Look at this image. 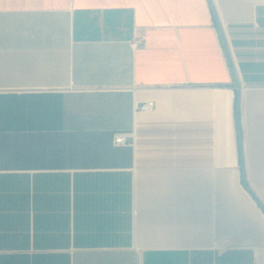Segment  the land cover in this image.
Returning <instances> with one entry per match:
<instances>
[{"label":"crops","instance_id":"1","mask_svg":"<svg viewBox=\"0 0 264 264\" xmlns=\"http://www.w3.org/2000/svg\"><path fill=\"white\" fill-rule=\"evenodd\" d=\"M0 264H264V0H0Z\"/></svg>","mask_w":264,"mask_h":264},{"label":"water","instance_id":"2","mask_svg":"<svg viewBox=\"0 0 264 264\" xmlns=\"http://www.w3.org/2000/svg\"><path fill=\"white\" fill-rule=\"evenodd\" d=\"M223 43H224V49H225V54L227 57V61L230 67V71L232 74V78H233V83L237 89V96H238V101H237V123H238V128H239V134L241 132V127H240V109H241V101H240V96H241V83L239 81L236 69H235V65L233 62V59L231 57V53L229 51V47L227 45V42L224 39L223 36ZM244 165V163H243ZM245 172V171H244ZM244 182H245V173H244ZM246 187H248L247 183L245 182Z\"/></svg>","mask_w":264,"mask_h":264},{"label":"built area","instance_id":"3","mask_svg":"<svg viewBox=\"0 0 264 264\" xmlns=\"http://www.w3.org/2000/svg\"><path fill=\"white\" fill-rule=\"evenodd\" d=\"M138 109H141V110H152L155 108V102L151 101V102H148V103H143L141 105H139L137 107ZM134 137H128L127 135L125 134H119L117 137H116V144H125V143H134Z\"/></svg>","mask_w":264,"mask_h":264}]
</instances>
